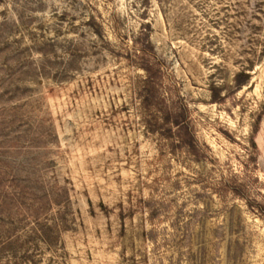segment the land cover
Wrapping results in <instances>:
<instances>
[{
	"label": "rangeland",
	"instance_id": "rangeland-1",
	"mask_svg": "<svg viewBox=\"0 0 264 264\" xmlns=\"http://www.w3.org/2000/svg\"><path fill=\"white\" fill-rule=\"evenodd\" d=\"M0 264H264V0H0Z\"/></svg>",
	"mask_w": 264,
	"mask_h": 264
},
{
	"label": "trees",
	"instance_id": "trees-1",
	"mask_svg": "<svg viewBox=\"0 0 264 264\" xmlns=\"http://www.w3.org/2000/svg\"><path fill=\"white\" fill-rule=\"evenodd\" d=\"M177 126H180L181 128H183L182 126L185 125V128H187V124L185 122H178V124L176 123Z\"/></svg>",
	"mask_w": 264,
	"mask_h": 264
}]
</instances>
